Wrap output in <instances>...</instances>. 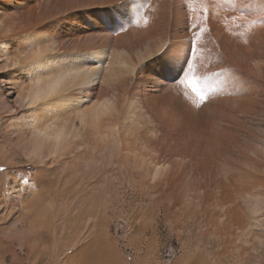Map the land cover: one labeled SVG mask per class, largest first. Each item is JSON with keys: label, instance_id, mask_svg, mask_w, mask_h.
<instances>
[{"label": "rangeland", "instance_id": "374dc122", "mask_svg": "<svg viewBox=\"0 0 264 264\" xmlns=\"http://www.w3.org/2000/svg\"><path fill=\"white\" fill-rule=\"evenodd\" d=\"M261 1L221 18L249 27L231 36L207 13L210 0H0V44L8 45L0 50V264H264V51L257 59L245 50L259 39L250 26H264ZM199 6L202 20L192 13ZM247 11L262 16L245 21ZM34 50L49 60L16 77L19 58ZM177 51H190L180 79L169 68ZM114 53L129 60L120 62L126 70L112 65ZM84 63L121 69L119 125L133 154L85 144L64 160H86L68 165L57 153L20 152L7 129L23 85ZM83 95L79 113L95 100ZM71 98L61 109L73 118ZM28 114L15 116L18 131ZM79 119L72 128L84 133ZM159 135V145L144 139Z\"/></svg>", "mask_w": 264, "mask_h": 264}, {"label": "bare ground", "instance_id": "6f19581e", "mask_svg": "<svg viewBox=\"0 0 264 264\" xmlns=\"http://www.w3.org/2000/svg\"><path fill=\"white\" fill-rule=\"evenodd\" d=\"M210 1H211V3L213 2L214 4H212L210 10H209L210 5H209V8L206 9L207 13L209 12V14H211L212 17H215L218 19L217 21H214L215 23H222L223 26H221V25L220 26H221V28L224 29V33L226 31H227L226 34L228 32H231L228 35L231 34V36H235L234 33L237 34V32L246 31L245 29H247L248 26H244V28H243L244 24L240 25L242 19H241V21H239L238 20L239 18L235 19L233 17V19H234V20H232V22H234L233 25H227L224 21L226 18L223 20L221 18L230 14L236 8L242 9V11H243V8H245V7L246 8L251 7V9L255 8L256 7L255 5L258 4V2L261 0H217V1L210 0ZM261 2L264 3V0ZM258 5H257V7H258ZM205 6H206V4L204 5V7ZM200 7L201 6H199V8H197V9L193 10L192 13H193V16L195 19L202 20L201 15L199 16V14L200 13L203 14V10ZM205 8H204V10H205ZM245 13L246 14L243 15L245 17H242L245 21H249L250 19H251L250 21H252V20L255 21L258 19V17L262 16L261 14H258V13H257L258 15L255 16L256 14H253V11H251V13H248V11ZM255 13H256V11H255ZM263 13H264V11H263ZM234 15H236V14L234 13L233 16ZM202 16H205V15H202ZM231 16H229V17H231ZM256 17H257V19H256ZM229 20H230V18H228V21ZM223 21H224V23H223ZM254 21H252V22L254 23ZM260 21H258L259 25H261ZM229 22H231V21H229ZM229 22H228V24H231ZM258 22L256 21V24H254L252 26L249 25V26H250L251 31L258 34L257 36L256 35H254V36L258 37L259 39L257 41H254V42L249 40V42L251 44L249 46H247L249 44L248 43L245 47H249V48H245V50L253 52L251 54V55H253V57L257 58L258 56H260V58H262L264 56L261 57L260 52L264 51V40H262L264 38V36L262 35V34H264V29H263V31H261L259 33V31L261 29L257 25ZM244 23H246V22H244ZM246 24H249V23H246ZM262 27L264 28V26H262ZM164 29L165 28H163V30ZM258 29H260V30H258ZM51 32L53 34L55 32V30L53 29ZM175 33H173V35ZM155 34H158V33H155ZM163 34H165V33H163ZM260 34H261V36H263L262 38L260 37ZM170 35H171V33H170ZM150 37H152V36H150ZM158 37H160V36H158ZM251 37H253V34L251 35ZM146 39L147 38L143 39V41H147ZM142 42H139V43H142ZM42 43H43V40H42V42H40V44H42ZM143 43H145V42H143ZM0 45H1L0 50L1 49L6 50V48H8V45H7L5 40L2 41ZM77 47H79V46H77ZM80 51H82V50H80ZM17 52H19V51H17ZM38 52L40 53L42 51L34 50L31 52V54L29 56H27V54H26L22 58H19V63L17 65L18 67L15 68L16 70L14 71L13 74L15 75L16 73H18L15 76L20 78L21 77L20 75L23 74L22 69H25L24 72H26L27 74L30 73L31 71H33V69L38 68V66H39L38 64L40 62H44V60L41 58L42 56L45 59V62L49 60L48 59L49 55L47 52H42L40 54H38ZM85 52L86 51H83V52H79L77 54L82 55ZM259 53H260V55H259ZM35 54H38V55L36 57H34ZM89 54H86V55H89ZM91 55H93V54L91 53L90 56ZM112 55H110L112 57H111V59L109 57V60L112 62V65H114L117 62H119V58L114 57V55H116L115 53ZM120 56H121V54H120ZM30 57H34V58H32L27 64H25V61ZM126 57H128V56H126ZM88 58L86 57V60ZM121 58H122V61L125 59V58L123 59V57H120V59ZM122 61H120V62H122ZM124 61H123V63L124 64L126 63L125 65H127L126 61H129V60L126 59V61L125 62ZM120 62H119V65L118 64L117 65L120 68H122L123 66L121 67L122 63L120 64ZM242 62H246V61H242ZM89 63H91V62L89 61ZM109 65L110 66H107L106 68H104V71L102 73H99V71H97L96 69H94L92 67L90 68L88 63H84L82 65L81 64L79 65L80 68H78L77 71H75L76 68L74 70H73V68L70 70H67L66 68H68L69 66L60 67L58 69L47 70L45 75H44L46 77L45 79L41 78L40 74L38 77H35V78L34 77L31 78V76H30L29 79H32V83H29V85H27V87H26V85H23L26 88L24 87L23 90L18 93V95H20V97H21L20 98L21 101L19 102L18 106L13 111H11L10 114L8 115L11 117V120H13V123L12 122H11V124L9 123L10 125H9V128L7 129L8 134L12 137H15L20 142V146L18 147L20 149V152L21 151L26 152L28 149H39L40 155H39L38 159L43 160L52 152V153H57L58 155H60V157L62 156L63 160H64V158L67 159V157L70 154L75 153L76 150L78 151L85 144H88L89 146H91L92 150L95 151V150H98L99 147H101V149H103L109 143H111L112 145H118L117 146L118 147L117 152H119V154H118L119 157H120L121 153H124L123 156L121 155L122 158H125L126 156L133 154L134 151L132 152L130 150V147L134 141L129 140L127 132L125 131L126 133H124L122 131L120 125H119L120 121H122L125 117V116L123 117V114L125 112H123L124 110L121 111L120 105L123 104L122 102L125 100V99L123 100V96L126 94L127 88L125 86V82H122V80L124 78L120 80V79H118L119 74H116V73H118L116 71H120L121 69L119 70V69H117L118 68L117 66H116L117 67L116 68L114 66H111V64H109ZM115 68H116V70H115ZM123 68H125V70H126L127 66L123 67ZM123 68H122V70H123ZM130 69H132V68H130ZM36 71L37 70H35V72ZM69 71H74L75 74L67 75V72H69ZM129 71H131V70H129ZM253 71H254V69H253ZM74 72H72V73H74ZM34 74L37 75V73H34ZM247 74H248V72H247ZM19 78H17V80ZM22 78H20V79H22ZM18 81H20V80H18ZM22 83H23V81H21L19 83L20 86H19V84L16 86L21 88ZM98 85H100V88L98 87ZM97 87L99 90L97 89ZM17 89H19V88H17ZM23 91H24V93H22ZM82 94H84L83 96H85L86 98L90 97L91 99L94 98L95 100H94V103L91 101L92 105H90L88 108H85L86 110H83L84 112L82 111V113H79V110H81L78 108L79 105L85 103V101H83V99L80 96L78 97V95H82ZM70 97H74L73 100H72V98L70 99L72 101V103L77 102L76 105H73L75 107L74 109H73V107L70 108V109H73L72 114L73 113L75 114L73 118H71L70 116L68 117L69 114L66 117L65 116L66 114H64L62 109H61L62 106L65 107L66 104H70L68 102ZM25 99H27V102L24 103ZM235 101H237V100H235ZM122 106H121V108H122ZM82 107H86V106H82ZM157 108L156 109L153 108V112H155V111L158 112L155 116L159 120V121L157 120L158 123L160 122V125H161L164 120L162 119V117L159 114L160 107H159V109H157ZM24 109L25 110L28 109V111H29L28 117L31 118L32 120H31V123L29 126H26L25 128L22 127V128H24V130L18 131L17 127L19 125V122L18 123L16 122L17 118L15 116L18 115L20 112H22ZM82 109H84V108H82ZM122 109H125V108H122ZM65 110H66V108L64 109V111ZM0 111H2V110H0ZM75 118H78V119L80 118L79 119V120H81L80 124L83 125V127L87 128V130L84 133L81 132V129L78 130V127H77V130H76V128L73 129L74 128L73 126L75 125V124L73 125V121H74L73 119H75ZM164 125H165V123H164ZM78 126H80V125H78ZM170 126H171V124H170ZM80 127L82 128V126H80ZM86 128H84V129H86ZM35 131L37 132V135L34 134ZM1 132H2V130H1ZM26 134H29V138L27 137L28 135H26ZM5 136H6V134H5ZM67 136H69V139H67L68 138ZM144 139L147 140V142H150L151 140L155 141L159 145L161 140H162V137H161V135H159L156 139H149L148 137H144ZM112 145H111V147H112ZM86 147H88V146L86 145L85 148ZM18 152H19L18 150L15 151V153H18ZM36 152H37V150H36ZM32 155H34V154H32ZM85 156L87 157V155L80 153V155L77 154L75 156L76 157L75 160H73V159L72 160H64V163L68 164V165H74V164L78 163L76 159H79L81 157L83 158ZM88 156H90L91 159H93L95 154L92 152ZM86 157L83 159L86 160ZM94 159H95V157H94ZM92 162H94V161H92ZM92 165H94V163ZM47 171H48V169H46V172Z\"/></svg>", "mask_w": 264, "mask_h": 264}, {"label": "snow or ice", "instance_id": "6c2138e0", "mask_svg": "<svg viewBox=\"0 0 264 264\" xmlns=\"http://www.w3.org/2000/svg\"><path fill=\"white\" fill-rule=\"evenodd\" d=\"M190 58V51L188 53H181L177 51L172 59L169 61V68L172 70L177 71V76L175 79H180V77L183 75L185 67L188 66V60ZM190 87L192 88V91L197 93L200 96L201 102L205 100V96L200 91L197 83L190 84Z\"/></svg>", "mask_w": 264, "mask_h": 264}]
</instances>
